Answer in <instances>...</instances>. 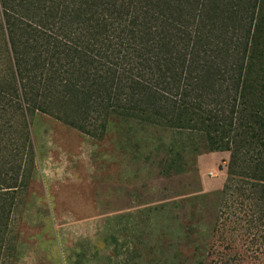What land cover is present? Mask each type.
Wrapping results in <instances>:
<instances>
[{
  "label": "trees",
  "instance_id": "obj_1",
  "mask_svg": "<svg viewBox=\"0 0 264 264\" xmlns=\"http://www.w3.org/2000/svg\"><path fill=\"white\" fill-rule=\"evenodd\" d=\"M102 139L150 131L229 152L264 235V0H0V264L35 171L27 118Z\"/></svg>",
  "mask_w": 264,
  "mask_h": 264
},
{
  "label": "rangeland",
  "instance_id": "obj_2",
  "mask_svg": "<svg viewBox=\"0 0 264 264\" xmlns=\"http://www.w3.org/2000/svg\"><path fill=\"white\" fill-rule=\"evenodd\" d=\"M35 171L10 217L1 264H264V235L233 190L229 152L150 131L134 144L27 118Z\"/></svg>",
  "mask_w": 264,
  "mask_h": 264
}]
</instances>
